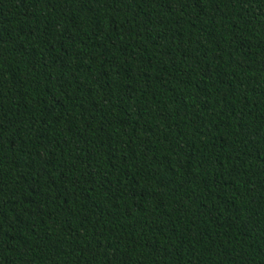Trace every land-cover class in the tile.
Masks as SVG:
<instances>
[{
  "label": "trees",
  "instance_id": "obj_1",
  "mask_svg": "<svg viewBox=\"0 0 264 264\" xmlns=\"http://www.w3.org/2000/svg\"><path fill=\"white\" fill-rule=\"evenodd\" d=\"M0 264H264V0H0Z\"/></svg>",
  "mask_w": 264,
  "mask_h": 264
}]
</instances>
